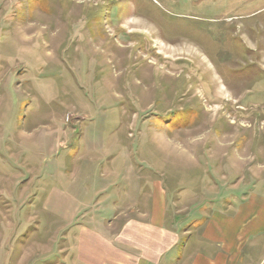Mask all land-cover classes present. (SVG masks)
Here are the masks:
<instances>
[{
	"label": "rangeland",
	"instance_id": "obj_1",
	"mask_svg": "<svg viewBox=\"0 0 264 264\" xmlns=\"http://www.w3.org/2000/svg\"><path fill=\"white\" fill-rule=\"evenodd\" d=\"M153 184L184 228L264 194V0H0V264Z\"/></svg>",
	"mask_w": 264,
	"mask_h": 264
},
{
	"label": "crops",
	"instance_id": "obj_2",
	"mask_svg": "<svg viewBox=\"0 0 264 264\" xmlns=\"http://www.w3.org/2000/svg\"><path fill=\"white\" fill-rule=\"evenodd\" d=\"M150 192L146 203H114L113 216H100L103 228L74 224L65 251L41 252L33 262L23 254L15 264H264V194L249 189L205 207L184 228L179 212H169L167 191L153 184ZM55 254L63 260L51 261Z\"/></svg>",
	"mask_w": 264,
	"mask_h": 264
}]
</instances>
